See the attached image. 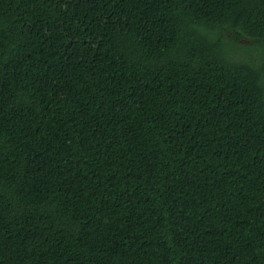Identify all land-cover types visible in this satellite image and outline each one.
<instances>
[{
	"label": "trees",
	"instance_id": "16d2710c",
	"mask_svg": "<svg viewBox=\"0 0 264 264\" xmlns=\"http://www.w3.org/2000/svg\"><path fill=\"white\" fill-rule=\"evenodd\" d=\"M0 264H264V0H0Z\"/></svg>",
	"mask_w": 264,
	"mask_h": 264
},
{
	"label": "rangeland",
	"instance_id": "374dc122",
	"mask_svg": "<svg viewBox=\"0 0 264 264\" xmlns=\"http://www.w3.org/2000/svg\"><path fill=\"white\" fill-rule=\"evenodd\" d=\"M242 44H244V43H242ZM236 53H238L239 55H237ZM232 56L236 57L237 59L244 58V59H248V60H251V59L253 60L254 58H256L258 56V50L257 49L250 50V49L239 48L235 52H232Z\"/></svg>",
	"mask_w": 264,
	"mask_h": 264
}]
</instances>
